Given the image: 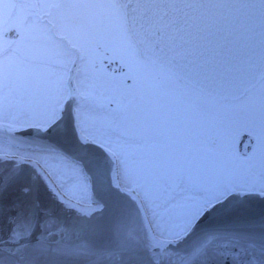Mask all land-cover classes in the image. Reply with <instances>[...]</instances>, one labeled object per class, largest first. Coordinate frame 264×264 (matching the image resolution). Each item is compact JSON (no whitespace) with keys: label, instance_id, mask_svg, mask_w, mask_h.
Returning a JSON list of instances; mask_svg holds the SVG:
<instances>
[{"label":"snow or ice","instance_id":"snow-or-ice-1","mask_svg":"<svg viewBox=\"0 0 264 264\" xmlns=\"http://www.w3.org/2000/svg\"><path fill=\"white\" fill-rule=\"evenodd\" d=\"M109 151L193 264H264V0H0V229Z\"/></svg>","mask_w":264,"mask_h":264},{"label":"water","instance_id":"water-1","mask_svg":"<svg viewBox=\"0 0 264 264\" xmlns=\"http://www.w3.org/2000/svg\"><path fill=\"white\" fill-rule=\"evenodd\" d=\"M67 158L82 166L96 207L60 196L63 203L50 201L42 226L22 229L19 237L4 226L0 264H193V249L183 239L163 244L152 237L137 198L116 184L111 154Z\"/></svg>","mask_w":264,"mask_h":264},{"label":"rangeland","instance_id":"rangeland-1","mask_svg":"<svg viewBox=\"0 0 264 264\" xmlns=\"http://www.w3.org/2000/svg\"><path fill=\"white\" fill-rule=\"evenodd\" d=\"M111 153L117 160V176L120 186L139 197L153 234L162 241L180 237L177 215L156 197L152 187L143 178L142 170L133 165L131 161ZM66 164L72 179L62 188L61 195L81 205H89L88 179L84 176L80 165L68 159H66Z\"/></svg>","mask_w":264,"mask_h":264},{"label":"bare ground","instance_id":"bare-ground-1","mask_svg":"<svg viewBox=\"0 0 264 264\" xmlns=\"http://www.w3.org/2000/svg\"><path fill=\"white\" fill-rule=\"evenodd\" d=\"M177 241H179V238L174 239V242H177Z\"/></svg>","mask_w":264,"mask_h":264}]
</instances>
